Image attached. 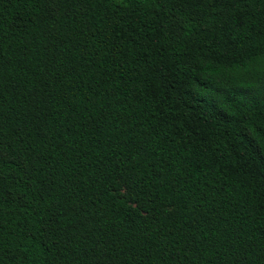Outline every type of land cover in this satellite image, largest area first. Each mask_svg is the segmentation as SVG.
<instances>
[{
	"label": "trees",
	"instance_id": "obj_1",
	"mask_svg": "<svg viewBox=\"0 0 264 264\" xmlns=\"http://www.w3.org/2000/svg\"><path fill=\"white\" fill-rule=\"evenodd\" d=\"M264 0H0V264H264Z\"/></svg>",
	"mask_w": 264,
	"mask_h": 264
},
{
	"label": "snow or ice",
	"instance_id": "obj_2",
	"mask_svg": "<svg viewBox=\"0 0 264 264\" xmlns=\"http://www.w3.org/2000/svg\"><path fill=\"white\" fill-rule=\"evenodd\" d=\"M260 63L264 64V54L260 57ZM260 76H261V86L264 87V67L260 69Z\"/></svg>",
	"mask_w": 264,
	"mask_h": 264
}]
</instances>
